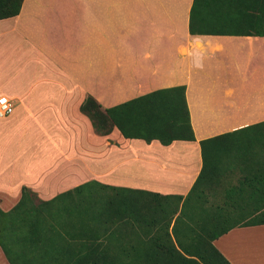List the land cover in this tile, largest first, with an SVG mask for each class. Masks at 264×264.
Masks as SVG:
<instances>
[{"label":"crops","instance_id":"1","mask_svg":"<svg viewBox=\"0 0 264 264\" xmlns=\"http://www.w3.org/2000/svg\"><path fill=\"white\" fill-rule=\"evenodd\" d=\"M192 3L23 0L17 15L0 19V96L14 106L0 118L2 211L23 186L49 200L92 181L162 201L160 210L180 205L203 167L201 140L224 144L264 123V36L191 34ZM180 85L194 140L164 145L125 138L116 127L98 135L80 111L88 95L111 107ZM248 134V150L222 178L233 197L221 204L244 210L260 208L251 195L264 193V138L252 147ZM178 213L170 237H191L172 233ZM248 218L212 241L231 264H264V223ZM152 222L140 237L159 235ZM0 264H11L1 245Z\"/></svg>","mask_w":264,"mask_h":264},{"label":"trees","instance_id":"2","mask_svg":"<svg viewBox=\"0 0 264 264\" xmlns=\"http://www.w3.org/2000/svg\"><path fill=\"white\" fill-rule=\"evenodd\" d=\"M22 2L23 0H0V19L17 15ZM196 2L197 0H193L189 14V32L191 34L264 36V0H202V8L198 12ZM224 9L234 12L222 11ZM228 18L242 22L244 27L232 30H224L222 27L212 30L208 28V26H214L213 24L224 22ZM80 111L88 117L94 132L98 135H107L116 127L125 138H140L146 142L157 139L162 144L167 145L177 139L194 140L183 85L159 88L111 107H103L94 97L88 95L80 104ZM260 127H264V123L258 126V128ZM218 139L219 137H214L200 141L203 167L183 202L191 194L200 195L199 201L202 195L205 194L204 187L210 184L218 173L215 166L211 171H206L204 153L206 143ZM218 146L215 143L212 147L217 150L219 149ZM205 175L209 176L206 177ZM92 184L100 185L105 189V186L97 181L86 182L59 193L49 200L40 199L39 207L28 206L30 193H35L23 186L17 204L6 212L0 209V230L11 233L13 239V230L22 221L25 222L30 219L28 225L30 233L29 237H25V242L29 243L30 247L38 249L37 256L41 259L42 264H119L116 261L117 256L113 253L115 252L114 241L110 240L111 237H93L95 234L89 231L90 227H86L90 225V221H78L73 216L67 220L66 226L60 225V228L57 225L53 226V223H51L57 220L58 214L62 213L59 212L61 210L60 205L52 207L56 200H59L60 197L62 199L82 200L73 197V195ZM116 191H120V189ZM228 191H226V195L229 196L230 192ZM251 196L260 202L261 207L248 210L241 209L244 211L243 216L249 217L248 221L245 222L250 224L264 223V193ZM87 199L89 200L88 193ZM38 210L45 211L46 217H38V214L31 219L32 216L37 214ZM221 215L223 216V214ZM189 217L194 219L191 215ZM216 221L217 219L214 217L213 223H216ZM234 222H224L216 230L213 229V223H201L197 225V228L202 233H199V237H188L191 244L185 245L181 240L187 237H170L168 228L171 221H169L164 225L167 237H145L143 239L144 246L140 248L143 249L139 257L140 261L129 262L127 260L122 264H231L213 245L212 241L237 226V223ZM175 226L176 224L173 223L172 233H175ZM48 231L52 235H48ZM53 232L58 235L54 237ZM38 234H41L42 237H37ZM118 238L120 240L122 237ZM114 239L116 240V237ZM130 240H132V237H129L124 251L138 247ZM66 241L69 243H66ZM0 245L8 256L10 263L14 264L1 241ZM19 252L20 256L21 254L24 255L25 264L34 263L28 259V255H25L24 252Z\"/></svg>","mask_w":264,"mask_h":264},{"label":"rangeland","instance_id":"3","mask_svg":"<svg viewBox=\"0 0 264 264\" xmlns=\"http://www.w3.org/2000/svg\"><path fill=\"white\" fill-rule=\"evenodd\" d=\"M201 1L202 0H197L196 2L197 12L202 8ZM223 11L234 12L225 9ZM213 25L214 26L211 27L208 26V28L212 30L214 28L220 29L222 27L224 30H232L244 27L242 22H237L235 19L231 18ZM248 133H252L253 136L250 138L255 139L252 147H254V145L255 147H258L259 143H261L259 141L260 138H264V127L255 130L250 129ZM248 133L239 137H236L237 135L231 136L226 139L224 144H220L218 146L219 149L217 150L212 147L214 145H207L205 147L206 171H211L213 166H215V170L218 173L214 176L211 183L208 184L209 186L207 185L204 187L205 194L202 195L199 201L198 198L200 195L191 194L180 205L178 204V201H175L172 202V204H169L171 208H163L160 210L158 205L162 203V201H155L153 198L149 199L145 196L126 191H107L100 185L92 184L73 195V197H78L82 200H72L71 198L62 199L61 197L59 200H56V202L52 204V207L60 205L61 210L59 212L62 213H60L61 215L58 214L57 220L51 223H53V226L57 225L58 228H60V225L66 226L68 222L67 220L73 216H75V219L78 221H90V225H87L86 227H90L89 231H92L95 234L93 237H111V239H109L114 241L115 252L113 253L117 256L116 261L119 264H122L127 260H129V262H139L140 253L143 251V249L140 248H143V239L145 238L140 237L139 235H142V231L148 230V225H150L148 222L153 221V224L160 223L159 225H156L161 226V229H158L159 235H157V237H165L166 233L164 225L170 221L171 216H173L178 209L179 213L174 219V223L176 224L175 235L180 231V235L182 236L185 235L186 232L188 235H191V237H199V233L202 232L197 228V225H200L201 223L204 224L205 222L212 224L214 217H216L217 221L216 223H213V229H219L224 222L230 223L236 221L238 218L244 217V211H242L241 208H232L225 204V202L224 204H221L222 200H227L233 197L232 192H230V195L228 196L225 193H222L221 190H229L225 189L226 186L223 187L222 185V178L225 177V173H227V169L229 168L227 165L236 161L233 160V158L237 156L240 157L248 150ZM233 142H236V145H243H238L239 147H236ZM205 176L208 177L209 175ZM87 193L89 200H86ZM39 201L40 199L37 198L35 194L30 193L28 206L39 207ZM166 203L168 202H165V204ZM165 204H163L162 207H165ZM38 214V217H46L45 211L38 210L37 214L32 216L31 219L35 218ZM220 214H223V216H220ZM189 215L193 216L194 219H191ZM29 220L30 219L25 222L22 221V223L13 230V239L11 238V233L9 234L8 232L0 230V241L6 248L14 264H25L24 262L26 259L23 254L20 256L19 251L28 255V259L33 261V264H42L41 259L37 256V252H39L38 249L36 247H30L29 243L25 242V237H29L30 233L28 231ZM164 221L166 223H164ZM187 223H189V225H186ZM134 224H137L138 226L135 228L133 226ZM48 233V235H52L51 232L48 231ZM25 234H28V236ZM53 235L55 237L58 234L56 235V233L53 232ZM37 237H42V235L38 234ZM112 237H116V240ZM118 237L122 238L119 240ZM129 237H132L130 242L137 244L138 247L124 251L127 247ZM110 240H108V242H110ZM181 241L185 245L191 244L188 237ZM66 243L69 242L66 241Z\"/></svg>","mask_w":264,"mask_h":264},{"label":"built area","instance_id":"4","mask_svg":"<svg viewBox=\"0 0 264 264\" xmlns=\"http://www.w3.org/2000/svg\"><path fill=\"white\" fill-rule=\"evenodd\" d=\"M14 106L11 100L5 96H0V118H4L13 112Z\"/></svg>","mask_w":264,"mask_h":264}]
</instances>
